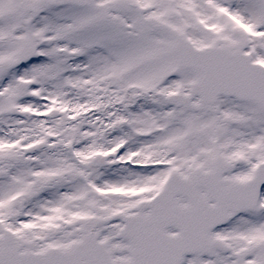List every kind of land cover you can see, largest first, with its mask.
<instances>
[{
    "label": "snow or ice",
    "instance_id": "6c2138e0",
    "mask_svg": "<svg viewBox=\"0 0 264 264\" xmlns=\"http://www.w3.org/2000/svg\"><path fill=\"white\" fill-rule=\"evenodd\" d=\"M0 264H264V0H0Z\"/></svg>",
    "mask_w": 264,
    "mask_h": 264
}]
</instances>
